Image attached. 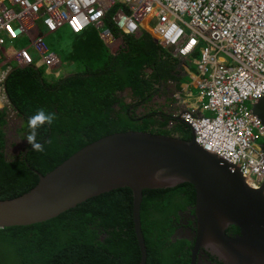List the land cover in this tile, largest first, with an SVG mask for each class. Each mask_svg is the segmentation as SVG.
<instances>
[{"label": "trees", "instance_id": "trees-1", "mask_svg": "<svg viewBox=\"0 0 264 264\" xmlns=\"http://www.w3.org/2000/svg\"><path fill=\"white\" fill-rule=\"evenodd\" d=\"M105 25L115 36L111 45L100 38L95 27L70 32L69 47L60 48L59 53L72 67L71 73L47 79L42 66L30 64L14 66L5 78L8 106L0 108V199L29 190L39 174L108 133L133 129L191 138L181 120L149 108L161 85L176 79L177 60L145 30L123 33L108 17ZM38 109L56 117L50 126L45 124L37 130V141L44 145V151H33L28 144L25 155H5L10 115L22 117L27 136L28 119ZM185 187L193 194L188 182L143 189L140 220L147 253L144 264H175V258L178 264H186L180 258L185 256L184 245L190 242L171 241L170 211L166 207L168 193ZM140 256L128 187L93 196L46 221L0 228V264H138Z\"/></svg>", "mask_w": 264, "mask_h": 264}, {"label": "built area", "instance_id": "built-area-1", "mask_svg": "<svg viewBox=\"0 0 264 264\" xmlns=\"http://www.w3.org/2000/svg\"><path fill=\"white\" fill-rule=\"evenodd\" d=\"M107 17L123 33L149 32L192 72L197 94L171 117L258 187L264 127L251 107L264 96V0H0V108L8 106L4 80L14 66L57 72L59 57L46 47L41 26L53 32L66 25L74 33L95 27L111 45ZM22 37L27 44L14 47ZM185 98L175 90L177 103Z\"/></svg>", "mask_w": 264, "mask_h": 264}, {"label": "water", "instance_id": "water-1", "mask_svg": "<svg viewBox=\"0 0 264 264\" xmlns=\"http://www.w3.org/2000/svg\"><path fill=\"white\" fill-rule=\"evenodd\" d=\"M251 111L264 127V96ZM190 132L191 138L186 140L130 129L85 144L39 174L29 190L0 199V228L46 221L93 196L128 187L141 255L138 264H144L143 189L188 182L195 190L198 217L195 246L210 248L225 264H264V179L258 187L250 185L237 168L197 144ZM229 225L239 232L227 234Z\"/></svg>", "mask_w": 264, "mask_h": 264}, {"label": "flooded vegetation", "instance_id": "flooded-vegetation-1", "mask_svg": "<svg viewBox=\"0 0 264 264\" xmlns=\"http://www.w3.org/2000/svg\"><path fill=\"white\" fill-rule=\"evenodd\" d=\"M24 124L25 121L22 117L16 114L13 117H9L4 136L5 155L12 157L21 153L25 155L28 151L26 131L22 130ZM167 196H170L169 203L166 205L167 210L170 211L168 214V223H170L168 230H172L169 238L171 241L185 239L190 242V245H184V250L182 251L185 256L180 258V260L183 259L186 264H225L210 248L202 245L195 246L198 230V217L195 213V190L192 194L190 188L185 187L183 190H177L173 193L170 191ZM238 232L239 229L236 226L229 225L226 229V233L229 235ZM174 234L175 236H173ZM179 256L181 255L179 254ZM173 261L176 262L175 264L179 263L176 258Z\"/></svg>", "mask_w": 264, "mask_h": 264}, {"label": "rangeland", "instance_id": "rangeland-1", "mask_svg": "<svg viewBox=\"0 0 264 264\" xmlns=\"http://www.w3.org/2000/svg\"><path fill=\"white\" fill-rule=\"evenodd\" d=\"M41 28L43 30V41L47 48H49L48 46H50L51 49H54L55 51H57L58 54H60L59 53L60 48L63 50H66L69 47L70 35H71L70 32L72 31L66 25H63L62 27H60L58 30L54 32L46 31L43 26H41ZM16 47H18V45H16ZM59 57H61V54ZM42 68L44 70L43 76L47 79H57L58 77H60V75L63 77L67 75L68 73L72 72V67L67 63L64 57L60 58V65L58 66L57 68L58 70L57 72H55V74L47 73V71L45 70V66H42ZM184 80L187 81L188 78H184ZM175 90L176 88H173V84H170V83L162 84L161 92L159 96L155 95L151 99L152 102L149 103V108H151L152 110H155L158 108L160 111L165 112L166 109L162 108L163 105L169 104L172 101V99H166V96L168 95V93H173ZM193 90L195 91V89ZM10 116L13 117L12 114ZM9 145H11V143H9Z\"/></svg>", "mask_w": 264, "mask_h": 264}, {"label": "crops", "instance_id": "crops-1", "mask_svg": "<svg viewBox=\"0 0 264 264\" xmlns=\"http://www.w3.org/2000/svg\"><path fill=\"white\" fill-rule=\"evenodd\" d=\"M23 43V44H22ZM21 44V45H20ZM27 44L26 38L22 37L20 39H18L15 44L14 47H16V45H18V47H21L23 45ZM13 45H8V48H14ZM177 67H176V75H175V80L174 81H170L168 83L173 84V88H176V91H180L181 96H186L184 101H180L179 103H177L174 100V92L173 93H168V95L166 96V99H172V101L169 104L163 105L162 108L166 109V113L167 114H172L177 112V110L180 109V104L186 105V104H190L191 100H192V96H195L197 94V89L195 88V81L196 78H191L192 72H189V70H185L184 66L182 65V63L177 60ZM60 77H62L60 75ZM184 78H188L187 81L184 80ZM188 84H191V86ZM195 89V91L193 90ZM188 90V92H191V95H185L186 91ZM167 92V91H166ZM164 98V97H163ZM196 98V97H194ZM171 112V113H170Z\"/></svg>", "mask_w": 264, "mask_h": 264}, {"label": "clouds", "instance_id": "clouds-1", "mask_svg": "<svg viewBox=\"0 0 264 264\" xmlns=\"http://www.w3.org/2000/svg\"><path fill=\"white\" fill-rule=\"evenodd\" d=\"M55 119L54 113L46 112L44 109H38L34 115L29 117L27 122L29 132L26 140L31 145L33 151H44V145L37 141V130L45 124L50 126Z\"/></svg>", "mask_w": 264, "mask_h": 264}]
</instances>
